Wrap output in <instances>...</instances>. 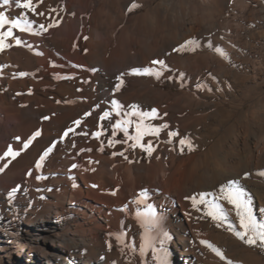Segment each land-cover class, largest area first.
I'll list each match as a JSON object with an SVG mask.
<instances>
[{
	"label": "bare ground",
	"instance_id": "obj_1",
	"mask_svg": "<svg viewBox=\"0 0 264 264\" xmlns=\"http://www.w3.org/2000/svg\"><path fill=\"white\" fill-rule=\"evenodd\" d=\"M36 8L45 15L0 7L22 27L33 21L31 32L4 36L0 51V167L8 165L0 171V262L159 264L162 256L167 264H226L219 248L232 264H264V249L236 235L243 229L234 207L214 201L228 217L218 226L208 215L214 209L199 202L200 193L219 197L236 181L264 224V0H40ZM188 41L195 43L182 47ZM113 99L160 129L142 135L151 155L134 151L135 140L115 143L123 132L113 136V125L123 118L114 115ZM104 111L110 118L100 120ZM68 128L74 133L61 140ZM128 131L136 135L134 126ZM182 139L191 150L181 151ZM9 147L20 155L4 158ZM52 157L58 174L45 193L47 179L36 177H47ZM146 206L158 223L141 255L137 213Z\"/></svg>",
	"mask_w": 264,
	"mask_h": 264
},
{
	"label": "snow or ice",
	"instance_id": "obj_2",
	"mask_svg": "<svg viewBox=\"0 0 264 264\" xmlns=\"http://www.w3.org/2000/svg\"><path fill=\"white\" fill-rule=\"evenodd\" d=\"M40 0H0V7L2 6H10L11 4H15V7H17L18 9H22L25 10V17L27 16V13H32L33 16H44L45 13L43 11H37L36 8V4L39 3ZM52 11H55L54 9ZM33 23L32 20H27V24L26 26L22 27L20 25V22L18 20L16 21H12L9 20L7 17H5V15L0 12V29H3L6 25H8V31L7 33H0V51H2L5 47L4 45V36H8V37H12L13 36V32L12 29L16 28L21 32L24 31H28L31 32L32 29L30 27V25ZM40 28L45 29V31H47L46 27L44 24H40L39 25ZM195 43L194 41H188L185 42V45H182V47L187 46L188 44H192ZM16 44L20 45L21 41L19 39H16ZM217 51L219 52L220 50L217 49ZM153 64H159L163 67H167L164 64V61H152ZM136 73H139L141 71L145 72V73H149L150 69H134L133 70ZM19 75L21 77L26 76L27 73L21 72L19 73ZM119 79V78H118ZM122 82V81H121ZM120 84L115 85V89L119 90L120 88ZM112 108H113V112L114 115L116 117H122L123 119H118L115 124L113 125V136L116 135V130H119L121 132H123L125 140L124 141H115V143H124L127 142L128 140H135L136 142L131 144L130 146L135 148L137 146V144H139V146L145 150L146 152H148L149 155H151V151L153 150V146L149 143L147 145L141 143V139H142V123H143V116L144 114H137V112L135 110H131V111H122L123 106L115 99H113L111 102ZM136 106H130L131 109H135ZM90 115V113H85V116ZM164 115H167L166 113ZM132 117H137L136 119H132ZM158 117V110L153 109L151 114H150V118H157ZM106 118H110V112L109 111H104L102 116L100 117V120H104ZM45 119H48V117H45ZM77 127L80 126L81 121L78 119L76 121L73 122ZM134 126L135 128V136L129 135V131L128 128ZM102 125H98V128H102ZM164 127H167V125H164ZM74 129L73 128H68L63 132V135L61 137V140L64 138H67L69 136L70 132L74 133ZM160 129L159 128H151L148 127V134H159ZM80 134L83 135H87L88 133L86 132H82ZM101 135V131H97L96 133H94V136L99 139ZM169 137H174L177 134L170 132ZM40 136V132L37 131L34 136L30 139H28L24 144H23V148L27 149L29 147V145L32 144V141L36 138ZM17 140H19L20 138L17 137ZM59 141H55L53 142L49 147H47L43 153L40 155L37 163L35 164V168L36 169H40L42 167V162L45 160V158L53 151V149L56 147V144ZM171 142V141H169ZM109 145H113L114 141L109 140L108 141ZM180 145H181V151L184 150V146L187 145L188 149L191 150L192 149V145L191 142L189 140H185L182 139L179 141ZM75 145H73L74 147ZM103 150V148H101V151ZM84 151V150H81ZM87 151H91V149H87ZM20 155L19 151H14L11 147L8 148V150L4 153V158H8L10 157L11 159H15L16 157H18ZM122 155V153H121ZM7 163H5L3 165V167H0V171H3L4 169L7 168ZM72 169L77 168L76 164L71 165ZM261 175H264V173H260ZM26 175L31 176L32 173L31 171H29ZM47 179V177H40L37 176L36 179ZM93 187H96L95 185H93ZM21 189L20 187H16L13 188L9 194L8 197L11 200L13 198V194L19 192ZM47 191H52V189H47ZM140 196L146 197L147 196V192L146 191H142L140 193ZM212 196L213 197V201H208L206 199V197ZM223 198L227 201V203L229 205H231L232 207H234L237 211V215L240 218V228L243 229V232H237L236 235L239 237V239H241L242 241H244L247 245L249 246H259L262 249H264V224L261 225H257L256 221L254 220L251 210L248 207L246 201L244 200V193L241 190V188L238 186L236 181H232L228 186H222L220 189V196L216 197L215 194L213 193H200L199 194V202L201 204H207L210 208H213V211H210L208 213V215L215 221L218 222V226L219 224H223L225 222H227L228 217L227 214L225 213L224 209L222 207H218L215 206L214 201L216 199H220ZM193 199V203L194 205L196 204V199L195 198H190ZM136 203L139 205L142 203V199H138L136 201ZM148 207V211L146 213H137L138 218L140 219L141 222V226L145 229V234H144V244L143 246L140 247V253L141 255H144V250L145 248L149 247L151 244V229L154 228L157 223H158V217L156 216V214L151 210L150 206H146ZM116 239H121V235H117ZM201 243L205 244L208 247H213L209 242L207 241H201ZM215 251V254L219 257L220 260L222 261H226V264H232L231 260H227L226 256L224 255V252L219 249V248H214L213 249ZM154 251V250H153ZM159 259V264H167L166 259L162 256H158Z\"/></svg>",
	"mask_w": 264,
	"mask_h": 264
},
{
	"label": "rangeland",
	"instance_id": "obj_3",
	"mask_svg": "<svg viewBox=\"0 0 264 264\" xmlns=\"http://www.w3.org/2000/svg\"><path fill=\"white\" fill-rule=\"evenodd\" d=\"M160 87H164L166 90H168V91H170V92H172V90H174V91H177L178 89H172L169 85H167V86H164V85H160ZM248 106L249 105H246L245 106V109H246V107L248 108ZM154 125H156V124H146V123H143L142 124V132L144 133V135H150V134H148V127H151V128H153L154 127ZM120 139L123 141V140H125V137H124V134H121L120 135ZM128 141H130V140H128ZM123 143H117V145H122ZM137 146H139V144L137 145ZM135 147V148H133L132 147V149L135 151L138 147ZM145 157L146 156H148V153L145 151V155H144ZM53 160H54V158L52 157V158H50L49 159V161L47 162V165H46V170H45V175L47 176V180H46V184H45V189H44V192L45 193H48L49 191H47V189L49 188V186H51L53 183H54V181H55V179H56V177H57V169L55 168H51V164H52V162H53ZM0 264H9L6 260H3V261H1L0 262Z\"/></svg>",
	"mask_w": 264,
	"mask_h": 264
}]
</instances>
